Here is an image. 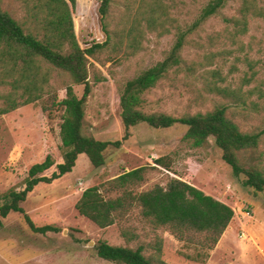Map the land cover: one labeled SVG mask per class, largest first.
<instances>
[{
	"label": "rangeland",
	"instance_id": "1",
	"mask_svg": "<svg viewBox=\"0 0 264 264\" xmlns=\"http://www.w3.org/2000/svg\"><path fill=\"white\" fill-rule=\"evenodd\" d=\"M210 1L113 0L108 39L99 0H76L71 13L79 45L104 44L89 59L91 78L100 73L106 80L94 85L87 103L88 135L100 141L120 140L123 87L165 61L167 74L143 95L144 113L181 118L227 107V115L243 133L264 129V15L259 14L264 0H227L218 13L204 19ZM246 5L250 8H243ZM0 7L22 20L17 0H0ZM178 44L182 47L175 63ZM47 67L49 92L0 117V195L23 190L30 168L48 155L56 165L63 162L61 112L52 102L54 97L64 99L67 86L73 84L67 74ZM73 87L81 98L84 86ZM186 132L182 125L153 129L139 124L120 149L106 151L103 167L94 168L87 156L80 155L71 173L49 185H38L22 204L36 226L52 225L60 232L35 234L21 215L10 214L0 229V264H114L97 256L99 241L133 249L143 246L147 257L162 241V260L167 264H264V193L245 187L244 175H233L213 139L202 148H193L183 140ZM160 158L168 169L155 163ZM243 160L245 167L264 171V136ZM144 166L145 179L131 188L134 194L164 187L169 178H176L234 210L233 221L205 262L188 259L186 255H196V245L154 228L136 206L105 229L79 215L75 206L86 189ZM55 171L54 166L45 175L50 177ZM103 192L109 199L121 194ZM166 240L174 242L175 250L166 247Z\"/></svg>",
	"mask_w": 264,
	"mask_h": 264
},
{
	"label": "trees",
	"instance_id": "2",
	"mask_svg": "<svg viewBox=\"0 0 264 264\" xmlns=\"http://www.w3.org/2000/svg\"><path fill=\"white\" fill-rule=\"evenodd\" d=\"M163 0H154L161 4ZM227 0H211L204 10L208 19L223 8ZM23 14L16 20L0 7V117L22 106L39 101L50 89L49 66L67 74L73 85L84 86L79 98L73 85L66 88L62 100L54 97L52 107L61 112L60 139L62 160L55 163L48 155L41 163L33 165L21 191L10 190L0 195V229L10 214L23 217L29 229L40 235L58 233L52 225L36 226L25 212L22 204L40 184L49 185L71 173L80 155H85L90 164L99 169L106 164V151L120 149L131 137V129L146 124L153 129H168L175 125L187 128L183 140L193 148H202L209 139L222 153V160L231 168L235 177L245 176L243 185L255 192L264 193V171L257 166L245 167L243 156L257 149L264 136V129L257 133H243L227 115V107H217L211 112L176 118L166 114H146L141 108L143 95L155 88L168 72L167 61L158 63L128 81L120 96V119L123 136L117 141H100L85 132L86 108L96 83L106 79L96 73L91 78L90 58L104 44L89 48L79 45L71 9L76 0H17ZM99 15L103 32L108 39V21L113 0H99ZM152 8V7H150ZM243 8H250L249 5ZM263 12L259 14L264 15ZM181 44L176 46L175 63L179 62ZM93 82V84H92ZM47 110V109H46ZM158 166L168 169L163 158L156 160ZM56 171L50 177L45 172L52 167ZM147 167L125 172L100 186L86 189L75 208L79 215L90 220L101 229L114 225L132 207L151 226L167 230L176 240L196 245L195 256H188L197 262H205L231 222L234 210L225 203L206 195L193 185L176 178H169L166 186L134 194L131 188L142 183ZM120 192L116 198H106L103 190ZM125 236V235H124ZM166 247L175 250L173 241L166 240ZM163 242L158 241L155 253L147 257L143 246L136 249L112 246L99 241L95 247L100 259L114 264H167L162 260Z\"/></svg>",
	"mask_w": 264,
	"mask_h": 264
}]
</instances>
